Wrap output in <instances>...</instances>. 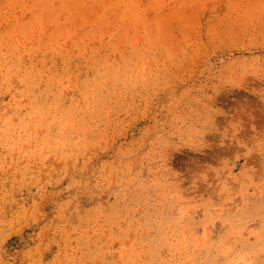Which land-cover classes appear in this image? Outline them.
<instances>
[{
	"label": "rangeland",
	"instance_id": "374dc122",
	"mask_svg": "<svg viewBox=\"0 0 264 264\" xmlns=\"http://www.w3.org/2000/svg\"><path fill=\"white\" fill-rule=\"evenodd\" d=\"M0 264H264V0H0Z\"/></svg>",
	"mask_w": 264,
	"mask_h": 264
}]
</instances>
